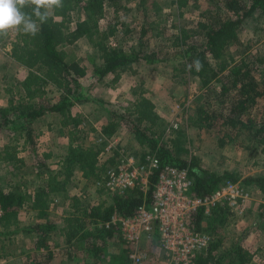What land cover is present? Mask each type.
Wrapping results in <instances>:
<instances>
[{
    "label": "trees",
    "instance_id": "trees-1",
    "mask_svg": "<svg viewBox=\"0 0 264 264\" xmlns=\"http://www.w3.org/2000/svg\"><path fill=\"white\" fill-rule=\"evenodd\" d=\"M127 1L63 0V7L57 9L47 23L41 25V31L35 37L17 32H14L13 37L11 32L0 37V45L10 40L9 57L27 69L22 80L6 89L10 93L9 105L0 106V131H6L9 139L3 148L6 154L0 160L23 162L24 158L17 151L18 145H13L12 141L25 138L24 145L30 147L40 178V185L33 192L14 187L0 188V227H4L7 234L16 233L18 229L11 230L10 225L16 224L19 227V211L26 204L38 211L37 218L45 217L50 204L61 192L62 197L71 198L73 207L61 224L47 219L22 227V230L37 239L35 255L38 259L25 264H52L54 252L48 241L51 231H58L67 244L83 239L88 251L98 259L104 255L111 241L124 242L119 230L106 228L104 223L114 213L133 214L145 201V195L148 200L151 198L153 186L147 194L132 188L121 197L91 206L82 205L85 197L83 194L67 193V185L75 169L82 173L88 183L94 185L107 168L113 165L114 158L101 163V148L85 145L81 140L83 118L80 114H74L72 107L81 98L79 88L82 79L88 74V67L80 61L69 62L66 47L86 38L100 60L97 65L94 56H90L95 64L93 76L100 82L110 76L111 80L104 83L109 86L118 83L124 73H136L137 63L154 65L174 58L162 54L161 48L148 50L149 31L153 22L140 23L138 18L131 15L133 9ZM136 2L140 10L148 11L149 0ZM152 4V9L157 13L162 9L157 1ZM172 4L181 14L189 9L199 11L190 31L185 27L179 28L178 32L172 30L171 37L167 38L171 43L174 36L173 43L181 60V70L200 81L203 89L202 97L193 109L192 124L200 129L220 133V147L243 135L244 146L250 149L256 146L264 156V77H256L251 61L245 58L229 60L231 57L227 56L231 46H241V33L247 24L254 19H262L264 25V0H172ZM78 12L83 18L74 20V13ZM177 29L176 26L174 30ZM196 61H199V67ZM256 68L259 70L261 67ZM223 71H227L229 84L219 76ZM49 87L53 88L52 92L59 94L57 100L48 97ZM48 113L60 116V132L69 139L57 172L51 171L46 162V159L52 158V153H40L37 147L39 133L35 122ZM108 113L109 119L102 126V134L111 137L123 124L128 126L136 142L143 148L142 155L152 152L164 163L188 166L193 179V190L198 195L213 193L227 180H240L233 172L225 171L220 175L204 168L197 155H192L189 159L178 157L177 151L182 150L184 142L182 130L177 131V136L168 141L156 137L151 128L159 122L161 115L149 96L141 95L134 103L123 109L111 108ZM241 181L257 185L264 194V171L258 175H249ZM98 190L103 192L102 189ZM220 211L222 214L219 221L225 223L227 217L224 214L227 209L222 207ZM204 213V208H201L193 223L194 229L205 230ZM157 242L156 235L150 246L155 247ZM218 245L219 242L212 243L208 251L197 257V264H224L223 256L214 255V249ZM129 252L127 245L123 247L119 256L120 264H130ZM229 253L232 256L230 264H249L252 260V254L237 242L233 243Z\"/></svg>",
    "mask_w": 264,
    "mask_h": 264
},
{
    "label": "rangeland",
    "instance_id": "rangeland-1",
    "mask_svg": "<svg viewBox=\"0 0 264 264\" xmlns=\"http://www.w3.org/2000/svg\"><path fill=\"white\" fill-rule=\"evenodd\" d=\"M153 1H157L158 5L162 7L158 13L152 9ZM122 2L125 3V0ZM127 4L133 9L131 15L138 18L140 23L153 22L149 31L148 50L161 48L162 54L174 58L154 65L145 62L137 63L135 74L126 73L118 83L109 86L104 83L111 80L110 76L102 82L93 76L95 64L90 56H94L97 65L100 64V60L88 40L81 38L68 45L66 47L67 60L69 62L80 61L88 67V74L82 79V85L79 88L81 98L72 107V112L80 114L83 118L82 142L85 145H96L101 150L112 143L118 149H125L126 152L138 156L142 155L143 148L136 142L128 126L123 124L119 131L111 137L102 134L101 129L109 119V109H123V107L134 103L141 95L149 96L155 101L154 92H157L161 95L164 103L168 102L172 106V112L170 115L161 116L159 122L152 126L151 132L161 140L168 141L177 136V131L182 130L184 142L182 150L177 151L178 157L189 159L192 155H197L204 168L220 175L225 171H230L243 181L249 175L261 174L264 171L263 152L261 153L256 146H253V149L246 148L243 144V135H240L236 141L220 147L218 144L220 133L200 129L192 124L193 109L198 99L202 97L203 89L200 81L181 70V60L173 43L174 36H172L171 43L167 38L171 37L170 33L178 32L182 27L190 31L195 25L199 11L189 9L181 14L172 4V0H149L147 12L138 8L136 0H128ZM110 11L112 12L111 8ZM73 17L74 20H77L78 17L83 18V15L78 12L74 13ZM174 26H177L178 29L174 30ZM263 27L262 19H254L247 24L241 33V46L233 45L227 53V56L231 57L229 60L245 58L251 61L254 64L253 72L258 79L264 77ZM11 35L13 37L14 32H11ZM9 49L10 40L0 45V106L9 105L10 93L6 89L14 86L27 74L26 68L9 57ZM256 66L261 68L258 70ZM219 76L228 84L230 83L227 71H223ZM52 89V87L48 88V97L51 100H57L59 94L56 91L52 92ZM60 126V116L56 113H48L35 122L39 133L37 147L40 153H52V158L46 159V162L54 172L60 169L59 161L65 155L69 145L68 137L60 132ZM7 135L6 131H0V158L6 154L3 148L9 142ZM24 139L18 138V141H12L13 145H18L17 151L19 156L24 158L23 162L0 160V188L11 189L14 187L22 191L33 192L40 185L38 170L35 168L30 147L24 145ZM60 177L62 178V176ZM244 185L248 196L244 200L243 214L237 211V214L232 217L226 204L215 207L210 214L204 213L206 216L203 219L205 231L211 232L215 236V241L219 242V245L214 249V255L216 257L223 256L224 264H230L232 256L229 250L236 242L252 254L249 264H264V194L253 183H244ZM98 189L95 184L88 183L77 169L67 185L69 195L83 194L85 196L81 202L83 206L112 200ZM62 194V192L58 193L59 196L46 211L47 215L41 219L37 218L38 211L33 210L27 204L24 205L18 215L19 227L16 224H11L9 228L11 230L18 229L16 233L7 234L4 227H0V264L33 263L38 259V256L35 255L37 239L22 230V227L37 221L44 222L47 219L55 221L57 224L63 223V218L73 210V207L71 198L69 196L62 197ZM222 207L227 209L224 214L227 217L225 223L219 221ZM50 236L49 247L54 252L52 264H120L119 256L123 247H126L125 242L111 241L104 255L95 259L94 255L88 251L83 239L67 244L64 236L60 235L58 231H51ZM144 246L150 252V261L145 264H165L163 251L159 245L151 247L145 243Z\"/></svg>",
    "mask_w": 264,
    "mask_h": 264
},
{
    "label": "built area",
    "instance_id": "built-area-1",
    "mask_svg": "<svg viewBox=\"0 0 264 264\" xmlns=\"http://www.w3.org/2000/svg\"><path fill=\"white\" fill-rule=\"evenodd\" d=\"M114 158L113 165L96 180L97 188L110 198L121 197L132 188L145 194L153 186L151 198L138 206L131 215L114 213L104 223L106 228L119 230L130 248V264L150 261L149 244L157 235L164 251L165 264H197V257L208 251L215 236L193 228L201 208L206 214L217 206L227 205L231 216L244 212L247 189L239 181L227 180L213 193L200 196L193 190L188 166L164 163L152 152L136 155L108 144L100 152L101 163Z\"/></svg>",
    "mask_w": 264,
    "mask_h": 264
},
{
    "label": "clouds",
    "instance_id": "clouds-1",
    "mask_svg": "<svg viewBox=\"0 0 264 264\" xmlns=\"http://www.w3.org/2000/svg\"><path fill=\"white\" fill-rule=\"evenodd\" d=\"M63 0H0V37L17 32L35 37ZM30 9V11H25ZM199 67V61L195 62Z\"/></svg>",
    "mask_w": 264,
    "mask_h": 264
},
{
    "label": "crops",
    "instance_id": "crops-1",
    "mask_svg": "<svg viewBox=\"0 0 264 264\" xmlns=\"http://www.w3.org/2000/svg\"><path fill=\"white\" fill-rule=\"evenodd\" d=\"M125 74H126V73L123 74L124 77H125ZM134 74H135V73H134ZM124 77H123V78H124ZM159 92H162V93H163V91H160V90H159ZM154 100L156 101V107H157V109H158V112H159V114H160L162 117L171 114V112H172V106H170V105L168 104V102L164 103V101L162 100L161 95H160L159 93L154 92ZM155 101H154V102H155ZM160 104H161V105H160ZM146 244H147V243H146ZM144 245H145V242H144ZM149 245H151V244H149ZM157 245H158V242H157ZM164 255H165V253H164V251H163V256H164Z\"/></svg>",
    "mask_w": 264,
    "mask_h": 264
}]
</instances>
